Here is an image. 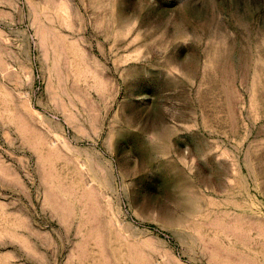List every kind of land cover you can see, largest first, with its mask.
<instances>
[{
	"label": "rangeland",
	"instance_id": "374dc122",
	"mask_svg": "<svg viewBox=\"0 0 264 264\" xmlns=\"http://www.w3.org/2000/svg\"><path fill=\"white\" fill-rule=\"evenodd\" d=\"M0 264H264V0H0Z\"/></svg>",
	"mask_w": 264,
	"mask_h": 264
}]
</instances>
